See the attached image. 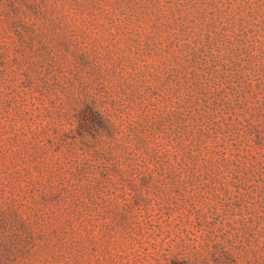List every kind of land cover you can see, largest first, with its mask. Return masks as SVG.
Masks as SVG:
<instances>
[{
  "label": "rangeland",
  "instance_id": "1",
  "mask_svg": "<svg viewBox=\"0 0 264 264\" xmlns=\"http://www.w3.org/2000/svg\"><path fill=\"white\" fill-rule=\"evenodd\" d=\"M0 264H264V0H0Z\"/></svg>",
  "mask_w": 264,
  "mask_h": 264
}]
</instances>
